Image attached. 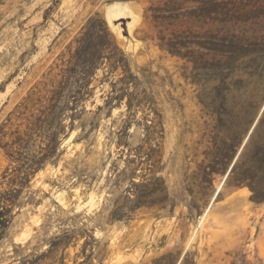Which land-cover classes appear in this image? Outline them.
<instances>
[{
    "label": "rangeland",
    "instance_id": "obj_1",
    "mask_svg": "<svg viewBox=\"0 0 264 264\" xmlns=\"http://www.w3.org/2000/svg\"><path fill=\"white\" fill-rule=\"evenodd\" d=\"M102 21L126 70H97L56 164L11 186L0 149V264H264V0H0V125Z\"/></svg>",
    "mask_w": 264,
    "mask_h": 264
},
{
    "label": "trees",
    "instance_id": "obj_2",
    "mask_svg": "<svg viewBox=\"0 0 264 264\" xmlns=\"http://www.w3.org/2000/svg\"><path fill=\"white\" fill-rule=\"evenodd\" d=\"M76 43L74 52H69L66 68L42 83L40 88H33L0 125V149L9 162L15 164L14 177L9 181L11 186L20 179L29 180L47 164H56L61 142L68 135L64 121L70 119L71 130L75 119L73 114L68 115V111H74L90 96L91 81L105 61L113 72L118 66L126 70L123 52L103 21L97 27L89 24ZM122 98L123 95L119 94L115 99L121 101ZM8 170L6 168L5 173ZM250 190L252 200L264 198V189L251 187ZM16 198L17 194L9 191L0 195V218ZM139 205L137 199L133 208ZM58 239L56 237L51 242L47 253L66 248ZM47 255L43 254L29 264H38L46 260Z\"/></svg>",
    "mask_w": 264,
    "mask_h": 264
},
{
    "label": "water",
    "instance_id": "obj_3",
    "mask_svg": "<svg viewBox=\"0 0 264 264\" xmlns=\"http://www.w3.org/2000/svg\"><path fill=\"white\" fill-rule=\"evenodd\" d=\"M107 5H108V4H106L105 7H107ZM230 169H231V168H230ZM230 169L228 170V172H227V174L225 175L224 179H226L227 175H228L229 172H230ZM217 193H218V192H217ZM217 193H216V195H217Z\"/></svg>",
    "mask_w": 264,
    "mask_h": 264
},
{
    "label": "bare ground",
    "instance_id": "obj_4",
    "mask_svg": "<svg viewBox=\"0 0 264 264\" xmlns=\"http://www.w3.org/2000/svg\"><path fill=\"white\" fill-rule=\"evenodd\" d=\"M221 185H222V183L220 184V186H219V188H218V190H217V191H219V189L221 188Z\"/></svg>",
    "mask_w": 264,
    "mask_h": 264
}]
</instances>
